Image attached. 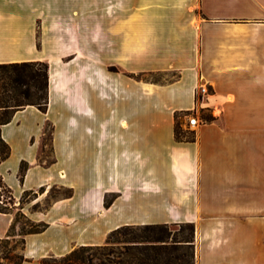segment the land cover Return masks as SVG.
Wrapping results in <instances>:
<instances>
[{
    "label": "crops",
    "instance_id": "crops-1",
    "mask_svg": "<svg viewBox=\"0 0 264 264\" xmlns=\"http://www.w3.org/2000/svg\"><path fill=\"white\" fill-rule=\"evenodd\" d=\"M31 61L49 64L48 110L1 127L0 176L16 207L38 193L22 211L48 224L23 264L185 223L195 264H264V0H0V64ZM201 109L215 120L177 140L176 116ZM57 187L72 196L34 208ZM14 220L0 213V239Z\"/></svg>",
    "mask_w": 264,
    "mask_h": 264
},
{
    "label": "trees",
    "instance_id": "trees-1",
    "mask_svg": "<svg viewBox=\"0 0 264 264\" xmlns=\"http://www.w3.org/2000/svg\"><path fill=\"white\" fill-rule=\"evenodd\" d=\"M49 87V64L46 62L0 64V164L11 155L10 146L2 138L1 127L12 122L14 115L28 106H35L46 113L49 106ZM204 110L201 109V112ZM202 120L212 122L215 118L209 115ZM175 135L180 141L196 139L195 131L182 128L179 115L176 116ZM28 168V163L21 164V180L24 179ZM0 187L8 195V202L3 201V204H0V213H14L15 199L1 176ZM68 191L69 193L61 198L71 197L72 192ZM39 193L44 194L45 189H40ZM31 196L36 200L38 193H25L16 209L19 214L15 216L7 237L0 239L1 243L15 240L17 234H14V231L20 217L27 219V228L21 229L23 251L26 236L41 233L48 228V224L34 222L22 211L27 197ZM61 198H55L53 201ZM53 201L45 210L51 207ZM110 203L111 200L106 199V205ZM25 261L23 254L17 264H23ZM41 264H195V226L192 223L122 226L112 231L102 246H82L64 257L45 258Z\"/></svg>",
    "mask_w": 264,
    "mask_h": 264
},
{
    "label": "rangeland",
    "instance_id": "rangeland-1",
    "mask_svg": "<svg viewBox=\"0 0 264 264\" xmlns=\"http://www.w3.org/2000/svg\"><path fill=\"white\" fill-rule=\"evenodd\" d=\"M67 60H69V59H67ZM110 70L111 71H117L118 68L117 67H111ZM161 78L162 77H160V76H155V79H161ZM210 93H211V91L209 88V94ZM209 115L214 117V115H212V112L211 111L208 112L207 110H204L202 112L200 110L198 114L196 113V116H198L200 118L208 117ZM187 117L180 120L182 128L183 129H189L191 131L195 130L194 127H190L188 125ZM52 131H53L52 126H46V136L44 137V145H46L47 147L45 149V154L42 155V158H46V157L50 156L49 149H50V145H51ZM48 159H50V158H48ZM68 193H69V191L66 188H62V187L52 188L48 192V197L45 200H43L42 202H40L34 208L39 209V210H45L55 198H61L62 196H64L65 194H68ZM3 197L5 198V202H8V199H7L8 195L6 194L4 189L2 188V189H0V198L2 199ZM31 200H34L32 196L27 197L25 202L27 203V202H30ZM16 209H17V207H16ZM16 209L14 211L15 216H17L19 214V210H16ZM19 219L20 220L16 226V230L14 231V234H17V237L15 238V240H11L8 243H1L0 242V264H17L19 262L21 256L23 255V244H22V236H21L22 231H21V229L27 228V226L25 225V223H27V219H25L23 217H20ZM77 248H79V247H77ZM95 261L97 262L98 260H95Z\"/></svg>",
    "mask_w": 264,
    "mask_h": 264
},
{
    "label": "built area",
    "instance_id": "built-area-1",
    "mask_svg": "<svg viewBox=\"0 0 264 264\" xmlns=\"http://www.w3.org/2000/svg\"><path fill=\"white\" fill-rule=\"evenodd\" d=\"M197 95L203 99L206 95H209V88L204 85L198 87ZM187 119H188V125L190 127H197L200 125V120L195 115H190L187 117ZM0 189H2V187H0ZM3 201H5V198L4 197L2 199L0 198V204H3Z\"/></svg>",
    "mask_w": 264,
    "mask_h": 264
}]
</instances>
